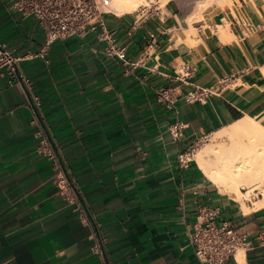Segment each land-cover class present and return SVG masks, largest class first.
<instances>
[{
	"label": "crops",
	"instance_id": "crops-1",
	"mask_svg": "<svg viewBox=\"0 0 264 264\" xmlns=\"http://www.w3.org/2000/svg\"><path fill=\"white\" fill-rule=\"evenodd\" d=\"M156 7L104 14L124 61L101 29L47 45L35 17L0 0V47L21 58L17 75L0 66V264H204L190 237L204 206L247 235L238 264H264V206L245 211L178 160L239 120L264 126V0L192 22L178 0Z\"/></svg>",
	"mask_w": 264,
	"mask_h": 264
},
{
	"label": "built area",
	"instance_id": "built-area-1",
	"mask_svg": "<svg viewBox=\"0 0 264 264\" xmlns=\"http://www.w3.org/2000/svg\"><path fill=\"white\" fill-rule=\"evenodd\" d=\"M111 0H11L12 9L24 16L35 17L44 29L47 37V45H51L59 39H66L75 35L95 32L99 29V37L107 42L105 51L109 55H116L120 59L128 60L126 48L117 44L116 38L107 25L104 14L110 11ZM156 3H150L140 8L143 14H151L158 9ZM154 37V34H152ZM152 46V44H150ZM45 49L43 48L41 52ZM21 58L14 55L12 50L0 47V66L8 65L11 73L17 75L18 63ZM227 80V79H224ZM209 94V90L201 89L189 93V100H203ZM162 98L170 100V95L163 91ZM186 124L176 122L170 126L171 135L176 140H181ZM194 150L182 151L178 155L181 165L188 167L194 160ZM51 157L56 154L51 148L46 151ZM57 184L60 190L70 195L73 189L72 181L63 173L57 176ZM217 209L202 207L199 216L203 219L193 225L190 233L198 259L204 264H224L233 258L232 264H238L237 251L249 245L247 235L240 232L231 222L224 221L221 225L215 219ZM94 251L103 255L104 240L94 246Z\"/></svg>",
	"mask_w": 264,
	"mask_h": 264
},
{
	"label": "bare ground",
	"instance_id": "bare-ground-1",
	"mask_svg": "<svg viewBox=\"0 0 264 264\" xmlns=\"http://www.w3.org/2000/svg\"><path fill=\"white\" fill-rule=\"evenodd\" d=\"M236 1L198 0L188 20L202 18L203 11L210 6L223 9L233 7ZM164 2L166 0H111L110 9L124 13ZM219 29L222 33L225 31L223 26ZM194 159L222 191L242 203L245 211L264 206V126L256 120L245 118L223 127L212 135L210 142L195 148Z\"/></svg>",
	"mask_w": 264,
	"mask_h": 264
},
{
	"label": "rangeland",
	"instance_id": "rangeland-1",
	"mask_svg": "<svg viewBox=\"0 0 264 264\" xmlns=\"http://www.w3.org/2000/svg\"><path fill=\"white\" fill-rule=\"evenodd\" d=\"M168 0H166V2L164 3H158L159 5H165L167 3ZM198 0H178V2L182 5V8L184 9V11H186L187 13H191L196 5V2ZM238 1V0H237ZM211 141V137H209V139H203L200 143H198L197 147L205 144L206 142H210ZM257 196H255L256 198Z\"/></svg>",
	"mask_w": 264,
	"mask_h": 264
}]
</instances>
